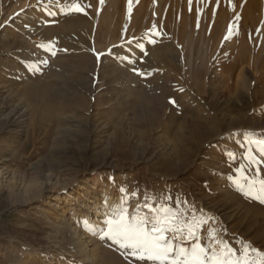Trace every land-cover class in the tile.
<instances>
[{"label": "rangeland", "instance_id": "374dc122", "mask_svg": "<svg viewBox=\"0 0 264 264\" xmlns=\"http://www.w3.org/2000/svg\"><path fill=\"white\" fill-rule=\"evenodd\" d=\"M98 19L114 26L106 40ZM69 21L87 30L67 31ZM161 47L170 66L152 59ZM85 57L92 70L75 64ZM153 80L161 86L146 84ZM35 83L49 86L46 99L27 95ZM19 105L26 120L14 137L2 123ZM245 133L264 138V0H131V11L129 0H0V264H148L83 224L82 204L97 199L99 209L107 198L111 207L121 187L129 213L145 193L170 195L173 207L186 202L179 209L189 219L206 221L202 243L215 229L255 258L264 253V203L229 178L254 147ZM67 223L89 233L88 257L74 250Z\"/></svg>", "mask_w": 264, "mask_h": 264}, {"label": "snow or ice", "instance_id": "6c2138e0", "mask_svg": "<svg viewBox=\"0 0 264 264\" xmlns=\"http://www.w3.org/2000/svg\"><path fill=\"white\" fill-rule=\"evenodd\" d=\"M71 9L77 12L83 10L79 4L70 6ZM245 140L247 145L254 146L243 153L247 164H241L235 170L236 175L229 178L246 197L264 203V176L259 168V164L264 163V138L253 139L252 133H245ZM246 144L241 143L240 147L243 149ZM228 155L236 159L235 153ZM249 168L252 169L251 176ZM118 192L121 193L120 200L111 207H108L107 198L102 201L97 209L101 213L100 224L92 223L89 230L99 234L101 239L111 240L120 249L128 250L139 261L148 264H264V253H258L253 258L249 246L235 249L219 239L215 229H210L209 240L202 243L197 230L206 221H197L194 215L190 219L185 216L179 205L186 202L177 200L176 207H173L168 203L172 200L170 195L149 196L145 193L144 203L129 213L127 189L121 187ZM132 195L138 196L139 193ZM156 201L161 202L156 204ZM141 207L148 209L152 215L139 214Z\"/></svg>", "mask_w": 264, "mask_h": 264}, {"label": "bare ground", "instance_id": "6f19581e", "mask_svg": "<svg viewBox=\"0 0 264 264\" xmlns=\"http://www.w3.org/2000/svg\"><path fill=\"white\" fill-rule=\"evenodd\" d=\"M261 2V1H260ZM97 10V9H96ZM119 14V13H118ZM123 16V15H122ZM121 15H120V17H122ZM117 17V16H116ZM101 18V17H100ZM99 20V19H98ZM122 21H123V17H122V19H121ZM109 21V20H108ZM119 22V21H118ZM124 22H127V17H126V20H124ZM88 22H85V21H69V22H67L66 24L64 23V28L68 31V29H69V31L70 30H80V32L82 31V30H85L86 28H87V24ZM121 23V22H120ZM123 23V22H122ZM98 24H100L99 26H102V28H107V29H105V30H103L102 32H104L106 35L104 36V39L106 40V39H108V35H110V34H112L111 33V31L109 30V28L110 27H112V28H114V26L111 24V23H105V21H102V20H99L98 21ZM125 24V23H124ZM122 25V30L125 28V25ZM59 26V25H58ZM61 27V26H60ZM87 30V29H86ZM74 32V31H73ZM83 32V31H82ZM77 33H79L78 31H77ZM48 35L50 36V37H53V35L49 32L48 33ZM111 36H113V35H111ZM110 36V37H111ZM261 37H262V34H261V32H259L258 31V33H256V34H254L253 35V38H254V40L256 39V41H259L260 39H261ZM132 50V49H131ZM152 51V50H151ZM151 51H150V54H151ZM132 53L133 52H136L135 50H132L131 51ZM152 55H153V60H154V62L156 63V65H159V66H170L169 65V61H167V60H165V49L164 48H156V49H153V51H152ZM147 59V58H146ZM142 60V59H141ZM140 61V60H139ZM75 64H77L78 66H79V68H82V69H85V70H92L93 68V64H94V61H93V63H92V58L91 57H85V58H79L76 62H75ZM131 64V63H130ZM129 65V64H128ZM147 66H148V63H147V60H142V61H140V62H138V66L137 67H139L140 69L141 68H143L144 70H146V68H147ZM190 66V65H189ZM81 69V70H82ZM115 71V70H114ZM120 71V70H119ZM121 73V72H120ZM143 73V72H142ZM145 73V72H144ZM142 75H144V74H142ZM74 77L75 78H77V80H78V82H79V84H80V86H82L83 85V82H84V79H85V76L84 75H82L81 74V72L80 73H76V74H74ZM162 81V80H161ZM148 82V81H147ZM32 84V83H31ZM27 85L26 86V91L25 92H27L28 94L27 95H30V96H34L35 95V93L36 94H39L40 96L42 95V98H44V99H46L45 98V93L49 90V86H46L45 85V83L44 84H39V85H37L36 83H35V85L36 86H33L32 87V85ZM148 86L149 85H154V87H158L159 88V86H161V82L159 81V80H153V81H151V82H149V83H146ZM34 85V84H33ZM52 85V84H51ZM77 85V84H76ZM24 89V90H25ZM54 89V88H53ZM84 89H85V91L86 90H89L88 89V87H86V86H84ZM105 90H110V87L107 85L106 87H105ZM155 90V89H154ZM52 91V90H51ZM53 92V91H52ZM61 92V91H60ZM59 93V92H58ZM53 94L55 95V92H53ZM147 94V93H146ZM53 95V96H54ZM144 97V96H143ZM147 97V96H146ZM150 97V96H149ZM145 98V97H144ZM63 99V98H62ZM146 99V98H145ZM57 100H58V97H55V99H54V101H55V103L57 102ZM148 101V100H147ZM61 102H64L63 100H61ZM19 104V103H18ZM56 105V104H55ZM155 106H157V105H155ZM158 106H160V105H158ZM17 106H15V107H13V111H9L6 115H5V117H4V121H3V123L2 124H5V125H7L8 127H10L11 128V131H12V133H13V136L15 137H17L19 134H21V132H22V129H23V126H24V123H25V120H26V112H27V109L26 108H23V107H20V105H19V107L20 108H18L19 110L16 112V111H14L15 110V108H16ZM17 109V108H16ZM154 114H156V113H150V112H148L147 113V116H148V118H149V121L151 122V123H153V124H155L156 123V115H154ZM158 117V116H157ZM168 124H170V123H168ZM158 125H159V123H158ZM7 160L9 159V157L8 158H6ZM45 190L47 191V192H49V191H51V188H48V187H46L45 188ZM87 195V194H86ZM74 199V198H73ZM88 202H89V204L88 203H84V204H82V207L83 208H85L86 209V212L82 215V220H83V224H86V225H91V223L92 222H94L95 220H92V218L90 217V216H93V217H97V215H100V212L99 211H97V209H98V206H96V204H97V199H95V202H93V201H91V200H87ZM102 201H103V199H102ZM108 201V200H107ZM109 203V202H108ZM99 204V203H98ZM91 205H93V206H91ZM217 210V209H216ZM61 211H62V214H63V216L65 217L66 215H68V214H70V215H74V212L72 211V208H70L69 206H66V205H64V206H62V208H61ZM88 213H92L93 215H90V214H88ZM70 215H68V217L66 218V220H70L71 221V217L72 216H70ZM95 219V218H94ZM72 220H74V219H72ZM70 221H67V222H70ZM68 224V223H67ZM83 230V229H82ZM65 234L67 235V237L69 238V240H71V243H72V245L74 246V247H76V248H74V250L75 251H77V253H79V254H81L82 255V253L85 255V257H88V253L87 252H89L93 247H91V249H87V246H91L92 245V243H90V241L91 240H87L88 238H89V236H87V234H89V233H87L86 231H81L80 230V228L79 227H77V225L75 226H73V225H67L66 226V228H65ZM88 243V244H87ZM97 248V247H96ZM98 250V249H97ZM94 255V254H93ZM83 256V255H82Z\"/></svg>", "mask_w": 264, "mask_h": 264}]
</instances>
